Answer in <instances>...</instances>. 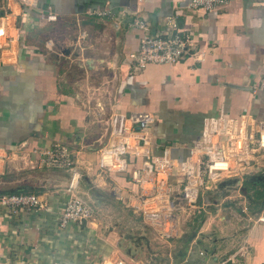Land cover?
I'll list each match as a JSON object with an SVG mask.
<instances>
[{"label":"crops","instance_id":"0c3cea01","mask_svg":"<svg viewBox=\"0 0 264 264\" xmlns=\"http://www.w3.org/2000/svg\"><path fill=\"white\" fill-rule=\"evenodd\" d=\"M190 2L36 0L26 8L7 0L2 5L0 25L6 36L0 40V197L37 193L48 207L13 214L0 203V264H103V257L129 264H154L155 259L160 264H264V224L256 221L264 214L261 185L246 182L241 190L226 193L220 189L228 181L218 189L212 185L172 242L139 227L138 217L121 199L137 193L138 187L130 176L100 168V149L108 137L91 134L89 112L66 78L70 63L44 39L68 21L86 25L93 37H98L99 21L113 23L102 62L115 70L112 118L153 114L154 152L168 150L178 170L207 119L224 116L248 129L264 122V0H231L211 12L192 10ZM107 12L101 20L104 16L98 14ZM172 15L203 55L177 65L136 67L130 56L139 50L142 31L133 22L142 20L153 32H164ZM57 143L79 155L83 179L77 193L99 213L95 222L81 228L71 224L59 229V213L70 198V175L43 162L44 152ZM134 162L131 168L140 165ZM245 184L253 189L246 191ZM253 203L260 209H252ZM156 243L159 250L145 258L144 249ZM123 246L135 253H126Z\"/></svg>","mask_w":264,"mask_h":264},{"label":"built area","instance_id":"2783aa9c","mask_svg":"<svg viewBox=\"0 0 264 264\" xmlns=\"http://www.w3.org/2000/svg\"><path fill=\"white\" fill-rule=\"evenodd\" d=\"M17 1L26 8L36 4V0ZM230 1L191 0L188 7L211 12L227 6ZM5 2L7 0H0V9ZM133 25L142 31V36L139 50L130 59L140 69L149 65H177L189 57L199 60L203 55L202 51H195L193 39L181 28L176 15L166 18L164 32H153L149 23L138 19ZM5 36L6 29L0 25V40ZM154 122L155 116L149 113L113 117L110 136L100 149L99 166L112 174L130 176L138 192L129 194L126 199L119 197L125 208L163 241L180 238L184 221L200 209V196L212 185L218 189L225 181L237 180L235 186L240 188L248 176L264 173V122L248 129L224 116L207 119L203 132L193 142L189 156L178 170L168 150L162 155L155 154L150 132ZM131 160L140 161V165L131 168ZM79 161V155L66 144H54L44 152L43 162L47 167L66 170L70 175L67 185L70 198L58 217L60 230L71 224L81 228L99 217L93 205L77 193L83 179ZM0 203L13 214L48 207L37 193L3 195ZM185 213H189L187 218ZM256 221L264 224V214ZM103 261V264H129L107 257H103Z\"/></svg>","mask_w":264,"mask_h":264},{"label":"rangeland","instance_id":"374dc122","mask_svg":"<svg viewBox=\"0 0 264 264\" xmlns=\"http://www.w3.org/2000/svg\"><path fill=\"white\" fill-rule=\"evenodd\" d=\"M100 19L103 20L107 18L104 17ZM112 24L113 23L106 21H99V26L97 28L99 30L97 32L98 37H93L91 32L87 31L89 27L86 25L82 24V26H78L77 23L68 21L61 23L59 27H55L53 30L51 29L49 34L44 36V39L49 41V48H53V51L57 54L65 55L66 60L70 63L65 66V68H67L65 73L66 75L68 74L66 78L74 85L77 90V96H79V101L85 105L89 112L91 134L97 136L104 133L108 138L112 130L111 104L114 97L113 78L115 70H113V68H104L102 62H104L103 58L105 57V37L111 31ZM107 44L109 45L110 42ZM67 52H70V55H68ZM115 55L116 54H111L112 57ZM78 80L82 81V83L78 84ZM108 138L106 140H108ZM247 185L244 186L248 188L246 191L253 189ZM225 189L229 192L236 191L231 181L223 185L220 190L226 193ZM260 190L262 192L264 191V189ZM242 192L243 189L241 193ZM258 207H260V204L255 205L253 203L252 209L259 210L260 208ZM135 221L138 223L139 227H142L150 236H153L150 230L146 226L144 227L141 219L136 218ZM134 236H137V234L133 235V237ZM159 248L160 245L156 243L153 248L151 246L149 249H144L147 250V252H145V258L153 254V249L159 250ZM122 250L126 251V253H135L133 247L123 246ZM153 262L154 264L162 263L156 259L155 261L153 260Z\"/></svg>","mask_w":264,"mask_h":264},{"label":"water","instance_id":"95a60500","mask_svg":"<svg viewBox=\"0 0 264 264\" xmlns=\"http://www.w3.org/2000/svg\"><path fill=\"white\" fill-rule=\"evenodd\" d=\"M235 186L238 181L237 180H229L228 182H230ZM240 181V180H239ZM226 182V183H228ZM248 182L249 184H256V185H261L264 186V173L258 174V175H253V176H248L247 178H245V180L241 183V185H243V183ZM240 183V182H239ZM239 186H235L236 191L237 190H241L242 187L238 188Z\"/></svg>","mask_w":264,"mask_h":264},{"label":"trees","instance_id":"16d2710c","mask_svg":"<svg viewBox=\"0 0 264 264\" xmlns=\"http://www.w3.org/2000/svg\"><path fill=\"white\" fill-rule=\"evenodd\" d=\"M137 163L139 164V161H135V162H134V164H137ZM138 164H137V165H138Z\"/></svg>","mask_w":264,"mask_h":264}]
</instances>
